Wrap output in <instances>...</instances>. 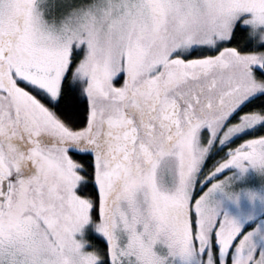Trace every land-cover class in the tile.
<instances>
[{"label":"snow or ice","instance_id":"6c2138e0","mask_svg":"<svg viewBox=\"0 0 264 264\" xmlns=\"http://www.w3.org/2000/svg\"><path fill=\"white\" fill-rule=\"evenodd\" d=\"M0 264H264V0H0Z\"/></svg>","mask_w":264,"mask_h":264}]
</instances>
